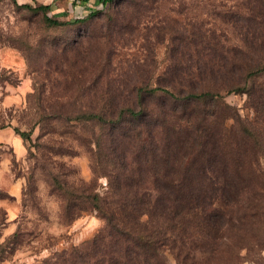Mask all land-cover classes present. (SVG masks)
Here are the masks:
<instances>
[{
	"label": "rangeland",
	"instance_id": "374dc122",
	"mask_svg": "<svg viewBox=\"0 0 264 264\" xmlns=\"http://www.w3.org/2000/svg\"><path fill=\"white\" fill-rule=\"evenodd\" d=\"M256 2L116 0L87 16L82 0H55L50 15L80 21L48 28L43 12L0 0V264L54 259L104 226L96 210L74 220L62 211L63 187L104 193L108 181L91 167L100 127L75 116L122 104L145 80L199 83L203 62L209 69L228 58H263L264 6L252 9ZM225 100L242 118L257 119L247 94ZM16 129L31 139L21 143ZM259 235L264 240V227ZM263 244L238 251L234 264H264ZM165 256L168 264H184L172 250Z\"/></svg>",
	"mask_w": 264,
	"mask_h": 264
},
{
	"label": "trees",
	"instance_id": "16d2710c",
	"mask_svg": "<svg viewBox=\"0 0 264 264\" xmlns=\"http://www.w3.org/2000/svg\"><path fill=\"white\" fill-rule=\"evenodd\" d=\"M115 1L82 0L87 16ZM255 1L252 9L264 6L249 4ZM15 4L43 12L48 28L80 21L50 15V4ZM203 63L196 68L202 82L145 80L122 104L75 116L100 127L91 167L108 181L104 193L63 187L62 211L74 220L93 209L105 224L82 246L40 264H168L166 249L184 264H234L238 251L264 243V81L257 83L264 57ZM232 93L247 94L256 120L225 100ZM226 250L233 259L219 260Z\"/></svg>",
	"mask_w": 264,
	"mask_h": 264
},
{
	"label": "crops",
	"instance_id": "0c3cea01",
	"mask_svg": "<svg viewBox=\"0 0 264 264\" xmlns=\"http://www.w3.org/2000/svg\"><path fill=\"white\" fill-rule=\"evenodd\" d=\"M27 1V0H25ZM25 1H22V3H25ZM40 2L39 3H43V4H50L51 5V8H52V4L53 2H55V0H39ZM22 137L20 136V140L22 141L21 143H23V138L21 139Z\"/></svg>",
	"mask_w": 264,
	"mask_h": 264
},
{
	"label": "built area",
	"instance_id": "2783aa9c",
	"mask_svg": "<svg viewBox=\"0 0 264 264\" xmlns=\"http://www.w3.org/2000/svg\"><path fill=\"white\" fill-rule=\"evenodd\" d=\"M91 6V5H90Z\"/></svg>",
	"mask_w": 264,
	"mask_h": 264
}]
</instances>
